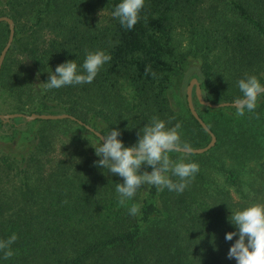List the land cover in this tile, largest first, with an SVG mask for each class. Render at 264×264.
Segmentation results:
<instances>
[{"label": "trees", "instance_id": "obj_1", "mask_svg": "<svg viewBox=\"0 0 264 264\" xmlns=\"http://www.w3.org/2000/svg\"><path fill=\"white\" fill-rule=\"evenodd\" d=\"M119 2L0 0V17L15 23L0 73L6 113L76 118L0 119L6 131L13 130V145H0V241L17 236L0 250V264H236L228 251L238 237L225 240L235 231L231 211L264 203V163L259 172L251 164L257 157L251 120L257 109L241 116L234 106L200 103L198 113L217 142L190 154L200 164L195 178L182 193L145 184L124 204L115 191L123 178L96 165L100 157L91 144L99 137L89 131L104 136L119 128V138L131 146L158 117L168 127L179 123L181 139L191 148L207 146L211 135L192 114L188 98L179 112L170 103L181 63L176 26L200 30L202 49L221 52L223 59L205 56L202 94L215 104L231 102L241 95L238 80L264 68V0H145L131 30L112 17ZM0 32L4 48L7 22L0 23ZM97 50L112 59L91 84L46 87L59 64L75 60L79 66ZM257 77L264 84V73ZM23 127L31 136L21 137ZM182 156L174 153V161ZM243 172L250 173L248 179ZM13 178L11 191L1 187ZM133 205L139 208L135 216L129 213ZM6 251L12 255L5 257Z\"/></svg>", "mask_w": 264, "mask_h": 264}, {"label": "clouds", "instance_id": "obj_2", "mask_svg": "<svg viewBox=\"0 0 264 264\" xmlns=\"http://www.w3.org/2000/svg\"><path fill=\"white\" fill-rule=\"evenodd\" d=\"M145 6V0H120L112 12V17L118 19L120 25L131 30L140 19V12ZM112 59L109 53L103 50L88 52L81 65L75 60L59 64L46 83L48 89H59L69 85L91 84L101 68ZM240 96L234 98V107L238 115L253 112L258 106V100L264 97V84L256 75H246L237 82ZM181 125L176 123L168 127L164 120L153 117L150 124L145 125L139 134L137 142L125 146L119 138L120 129L112 128L101 138L97 144H91L95 154L100 157L96 165L108 172L123 178L122 183H117L115 191L119 202L133 199L141 186H155L159 191L167 189L182 193L190 180L199 172L198 163L189 159L192 152L191 146L182 141ZM103 139V142H101ZM180 160L174 161L170 154L181 152ZM142 165L152 168L151 172H141ZM177 177L178 180H173ZM139 208L131 206L129 213L135 216ZM230 222L235 226V231L225 234L226 241L231 244L228 258L235 259L236 264H264V203H255L240 210L231 211ZM17 240L15 234L7 240L0 241V250L8 249ZM11 251L5 252V257H10Z\"/></svg>", "mask_w": 264, "mask_h": 264}, {"label": "rangeland", "instance_id": "obj_3", "mask_svg": "<svg viewBox=\"0 0 264 264\" xmlns=\"http://www.w3.org/2000/svg\"><path fill=\"white\" fill-rule=\"evenodd\" d=\"M220 10L222 11V9ZM227 17H231V14H227ZM2 42H3V37H2V33L0 32V54L2 50L4 49V48H1ZM213 42L214 41L212 40L210 41L211 44H213ZM174 45L176 48L175 49L176 53L179 55L177 60H180L181 63L179 66H177L178 70H177L176 75L174 76V84L170 88V91H169L170 92L169 99H170L171 106L176 111L179 112L183 109V106L185 107V99L187 98V90L193 79H196L199 82L201 89L205 87V84L203 83L202 78L204 76V70H203L204 59H205V56L208 57L206 54L207 53L210 54L212 59L214 58V54L216 55L219 54L220 55L219 57L221 59H223V57H221L222 54L218 49H215L213 51L208 46L205 49H202L203 46H205L206 44H205L204 38H202V34L200 30L189 28L187 26H182V24L180 23L177 24L175 32H174ZM226 58L227 57H225V59ZM256 71H257V76L261 75L262 73H264V68L259 69V70L256 69ZM222 79H224V77H222ZM192 99H193V104L196 110L198 109L199 111H203V108L200 106V102L196 95V85L193 87V90H192ZM231 102H234V101H231ZM221 103H224V102H221ZM8 104H9V101L8 102H5V100L0 101V111H3V112H0V115L13 114V113H6L8 110ZM256 109L257 111L253 115V118L251 120H253L252 126H253V130L255 133L256 142H257L256 143L257 144L256 146L257 157H255V160H253L251 164L256 166L257 172H259L261 168L260 166L264 163V97H261L258 100V106ZM43 114H47V113H43ZM48 114H53V113H48ZM26 115L30 116L31 114L30 115L26 114ZM18 118H24L27 120L26 122L32 121L26 117H18ZM19 130L21 132V137L31 136V130H28L26 127L20 128ZM12 132L13 130L6 131L5 128H3L0 125L1 148L10 147L8 146V145H11V143L8 142V137L9 135H11ZM192 148H201V147H192ZM173 154L174 153H171L170 157L172 160H175V158L173 157ZM198 165L200 166L199 163ZM141 169H144V171H148V172L152 171V168L147 165H142ZM9 171H12L15 173V171H13L12 169L7 170V172ZM249 174H250L249 172H246V174L243 172V177H245V179H248ZM15 184H16V181L13 178L9 183L2 184L1 187L2 188L4 187V189L7 191H11L13 187L15 186Z\"/></svg>", "mask_w": 264, "mask_h": 264}, {"label": "water", "instance_id": "obj_4", "mask_svg": "<svg viewBox=\"0 0 264 264\" xmlns=\"http://www.w3.org/2000/svg\"><path fill=\"white\" fill-rule=\"evenodd\" d=\"M1 22H7L9 24L10 35H9V39H8L6 46L4 47V49L2 50V52L0 54V73H1L4 61L6 59V56H7L8 52H9V50L13 44L14 37H15L14 20L8 16H1L0 17V23ZM195 85H196L197 98H198L199 102L203 105L218 108V107H224V106H234V102H224V103L215 104V103H212L210 101H206L203 97L202 89L199 85V82L196 79H193L191 81V84L189 85L188 90H187V98H188L190 110H191L192 114L196 117V119L200 122V124L203 126V128L211 135V140L207 146L201 147V148H191L192 154L193 153L194 154H201V153H204L206 151L211 150L215 146V144L217 142V138H216V135L212 132V130L208 127L206 122L200 117L199 113L197 112V110L193 104L192 90H193V87ZM17 117H26L30 120H35V119L57 120V119H65V118L76 119L75 117H73L69 114H36V113H34L30 116H27L26 114L13 113V114L0 115V119L6 120V121H9L10 119L17 118ZM99 136L101 138L103 137V135L101 133H99ZM102 141H103V139H102Z\"/></svg>", "mask_w": 264, "mask_h": 264}]
</instances>
